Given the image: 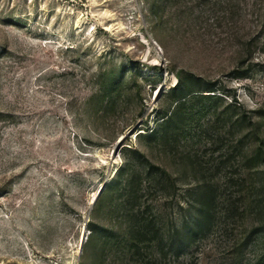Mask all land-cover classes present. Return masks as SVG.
<instances>
[{"label": "rangeland", "instance_id": "obj_1", "mask_svg": "<svg viewBox=\"0 0 264 264\" xmlns=\"http://www.w3.org/2000/svg\"><path fill=\"white\" fill-rule=\"evenodd\" d=\"M177 73L220 99L190 101L187 127L149 142ZM261 115L264 0H0V264H264V233L251 235ZM127 149L163 180L126 166ZM130 179L162 236L187 232L188 245H127L117 189ZM204 195L211 222L195 232ZM88 224L101 237L88 241Z\"/></svg>", "mask_w": 264, "mask_h": 264}, {"label": "trees", "instance_id": "obj_2", "mask_svg": "<svg viewBox=\"0 0 264 264\" xmlns=\"http://www.w3.org/2000/svg\"><path fill=\"white\" fill-rule=\"evenodd\" d=\"M176 78L178 80L177 83L167 92V96L171 98L172 108L167 112L159 114L160 117L158 118L159 122L157 127L145 134V136L149 138V142L165 143L170 140V135L174 133L175 128H186L190 121V101H194L195 104L199 105L204 100L212 101L218 98L216 95V84L212 81L205 80L195 75L185 77L182 73H177ZM242 119V121L246 120L245 115ZM238 121L240 122L241 119ZM248 123H250V126L257 127V125H255L257 123L253 121H249ZM260 149L264 151L262 145ZM128 151L131 152L132 155L128 158L125 156V159L128 161L126 162V166L134 168L133 165L137 162L146 169L145 176L147 178L151 177L154 181L157 179L163 180V173H161V175L158 172L159 167L148 160L141 150L129 149ZM262 174L264 177V169L262 170ZM107 185H112V187H114L119 185V183L117 180H113L107 183L106 186ZM117 191L126 197L124 201V205L126 206L125 211L131 221L127 240V245L130 248L139 252L141 247H150L153 244H158V247L164 251L168 246L174 247L175 245H179V247H185V245L189 244L187 241L189 237L191 238L192 236L188 237L187 232H182L178 229L170 239H165L162 236L161 229L152 212L151 205L146 203L145 199L147 195L145 185H143L142 182L138 181L137 185H133V179L127 180L124 185L118 187ZM214 201L215 199L212 197L202 196L200 202H198L197 219L195 220L194 226L191 227L193 231H203L210 224L212 216L211 207L214 205ZM260 204V213L263 218L252 229L251 235L253 236L264 233V193ZM88 227L90 230L88 241L94 238L97 239L99 236L101 237L100 232L93 228L95 227L93 224H88ZM103 237L107 240L109 238L107 235ZM181 243L183 244L181 245Z\"/></svg>", "mask_w": 264, "mask_h": 264}, {"label": "water", "instance_id": "obj_3", "mask_svg": "<svg viewBox=\"0 0 264 264\" xmlns=\"http://www.w3.org/2000/svg\"><path fill=\"white\" fill-rule=\"evenodd\" d=\"M124 138L125 136H121L119 139H118V142L116 144V146L114 147V153L116 154L123 146V142H124ZM104 186V185H103ZM102 186V187H103ZM84 241V237H83V240H82V243Z\"/></svg>", "mask_w": 264, "mask_h": 264}]
</instances>
